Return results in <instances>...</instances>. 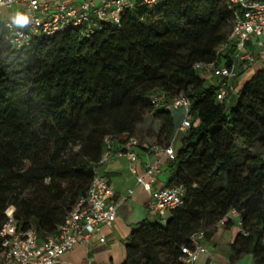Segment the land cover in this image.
<instances>
[{"label":"trees","instance_id":"trees-1","mask_svg":"<svg viewBox=\"0 0 264 264\" xmlns=\"http://www.w3.org/2000/svg\"><path fill=\"white\" fill-rule=\"evenodd\" d=\"M232 23L226 0H159L126 10L117 28L87 37L67 29L15 48L0 22V227L12 208L18 229L54 234L86 195L104 141L135 137L151 115L158 127L150 145L135 137L138 151L168 146L177 118L150 97L185 96L192 121L165 186H181L183 204L149 220L125 199L117 214L133 229L122 264H183L190 235L204 230L210 239L231 210L240 232L230 264L241 254L264 264V64L234 105L216 102L193 69L217 59Z\"/></svg>","mask_w":264,"mask_h":264},{"label":"built area","instance_id":"built-area-1","mask_svg":"<svg viewBox=\"0 0 264 264\" xmlns=\"http://www.w3.org/2000/svg\"><path fill=\"white\" fill-rule=\"evenodd\" d=\"M226 1L233 15V23L224 43L216 51L217 59L196 63L193 67L200 78L215 88V101L218 103L228 102L232 83L238 78V67L254 63L252 39H255V46L264 47V0ZM158 2L159 0H3L0 15L2 10L15 9L30 14L33 22L25 29L15 28L9 19L3 22L8 42L15 48H23L29 46L34 39L47 38L67 29H76L80 36L87 37L104 26L117 28L126 10L135 7L150 9ZM228 49H231V54L228 59H224ZM150 102L153 107L161 106L179 113V121L170 144L166 147H152L157 152H162L163 157L157 156L154 161L141 165L138 162V140L133 136L122 135L121 141H104L98 164L104 165L114 158L123 157L134 175L136 185L149 195L148 212L164 220L171 210L183 204L184 189L179 185L163 188H155L154 185L161 174L163 163L174 160L173 142L189 129L192 113L190 102L185 96L168 98L163 93H155L150 97ZM128 194L131 195L132 191L129 190ZM118 207L119 202L115 201L112 185L96 170L86 195L77 200L63 223L46 239L39 241L33 228L18 229L13 209L10 208L5 212V221L0 227L2 263L56 264L64 253L78 244L87 243L100 226L111 225L117 217ZM230 217L239 220V213L231 210L220 220L219 225L228 222ZM189 239L192 247H182L180 260L183 264H196L198 258L207 253L205 231L197 230ZM99 242L103 243L104 238L100 237ZM193 255L195 260L192 259Z\"/></svg>","mask_w":264,"mask_h":264},{"label":"crops","instance_id":"crops-1","mask_svg":"<svg viewBox=\"0 0 264 264\" xmlns=\"http://www.w3.org/2000/svg\"><path fill=\"white\" fill-rule=\"evenodd\" d=\"M17 10L18 9H15V11L2 10L0 22L3 23ZM262 40H264V38H262ZM254 43L255 39L253 38L251 51L253 53L254 63L247 67H238V78L232 83L228 103L234 98L233 92L239 87L241 79L253 75L262 67V64H264V47L255 46ZM172 113L177 118L176 123H178L179 113ZM152 147L145 149L146 151H138V162L141 165L145 162L154 161L157 156L163 157L162 152H157L152 149ZM105 165H107L108 168L107 172L104 171L99 173L112 185L115 192V201L119 202V206L125 199L130 198L129 206L135 209L138 218L145 217L149 220L155 218V216L148 212L147 202L149 195L143 189L135 183L132 188L124 190L123 186L125 185V181L123 173L126 171V173H129V175L134 178V175L129 171L127 161L123 157H119L114 158ZM167 167L168 163H163L161 174L157 177L154 185L155 188H163L166 186L168 178ZM129 190L132 191L131 195L128 194ZM228 222L229 225L226 227L219 225L213 236L204 242L207 253L201 255L196 264H230V260L234 256L231 250V244L240 232V225L239 220L235 217H230ZM32 228L35 227L32 226ZM132 229L133 225H130L117 214L116 219L111 225L100 226L99 230L89 238L87 243L78 244L70 251L64 253L56 264H122L124 261V247L128 242L129 234ZM47 237L48 236L42 233H37L39 241ZM100 237L104 238L103 243L99 242ZM0 264H3L1 258ZM233 264H253V260L250 255L241 254L236 258Z\"/></svg>","mask_w":264,"mask_h":264},{"label":"rangeland","instance_id":"rangeland-1","mask_svg":"<svg viewBox=\"0 0 264 264\" xmlns=\"http://www.w3.org/2000/svg\"><path fill=\"white\" fill-rule=\"evenodd\" d=\"M250 77V76H249ZM249 77H246V78H243V79H241V81H240V85H239V87L233 92V96H234V98L233 99H231L230 100V103L231 104H233L234 105V102H235V100H236V97H237V93L239 92V90L241 89V86H242V84L249 78ZM207 83V82H206ZM157 127H158V123L155 121V120H153V118L151 117V115H147L145 118H144V120H143V122L136 128V131H135V137L140 141V142H145V141H147V140H149L148 142H147V144H149L150 145V143H152V140L151 139H148V134L150 133H153L156 129H157ZM178 138H179V136H178ZM178 138H177V140L175 141V142H173V148L175 149V151L178 149V147H179V144H180V142H179V140H178ZM248 155V153H246V152H241L240 154H239V156H240V159H243L244 157H246ZM107 165H100L99 167H98V172H107ZM123 176H124V181H125V185L123 186L124 187V190H126L127 188L129 189V188H132L133 186H134V184H135V180H134V178L132 177V176H130L129 175V173H126V171L123 173ZM114 182V181H113ZM156 219H158L157 217H155V218H152V220H156ZM160 222H163V221H160Z\"/></svg>","mask_w":264,"mask_h":264},{"label":"clouds","instance_id":"clouds-1","mask_svg":"<svg viewBox=\"0 0 264 264\" xmlns=\"http://www.w3.org/2000/svg\"><path fill=\"white\" fill-rule=\"evenodd\" d=\"M35 2V0H34ZM3 4V0H0V5ZM10 23L12 26H14L17 29H25L30 26V24L33 22L32 17L28 13L17 11L13 15H11L9 18ZM192 259L195 260V255L192 256Z\"/></svg>","mask_w":264,"mask_h":264}]
</instances>
